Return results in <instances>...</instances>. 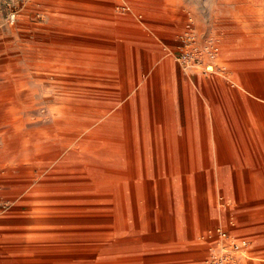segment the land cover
I'll return each mask as SVG.
<instances>
[{"label": "rangeland", "instance_id": "obj_1", "mask_svg": "<svg viewBox=\"0 0 264 264\" xmlns=\"http://www.w3.org/2000/svg\"><path fill=\"white\" fill-rule=\"evenodd\" d=\"M263 82L264 0H0V264H264Z\"/></svg>", "mask_w": 264, "mask_h": 264}, {"label": "built area", "instance_id": "obj_2", "mask_svg": "<svg viewBox=\"0 0 264 264\" xmlns=\"http://www.w3.org/2000/svg\"><path fill=\"white\" fill-rule=\"evenodd\" d=\"M27 0H15L16 5L25 3ZM30 1V0H28ZM16 13L12 14L14 16ZM13 21V18H12ZM189 42L193 45L194 38H190ZM209 58L214 59L218 55V50L215 47H210L205 51ZM200 53L197 47H193L185 56V61L198 60ZM210 239L214 247L211 249L210 259L208 264H246L245 260L248 257L250 242L245 239H231V236L226 230L221 228L211 232Z\"/></svg>", "mask_w": 264, "mask_h": 264}, {"label": "bare ground", "instance_id": "obj_3", "mask_svg": "<svg viewBox=\"0 0 264 264\" xmlns=\"http://www.w3.org/2000/svg\"><path fill=\"white\" fill-rule=\"evenodd\" d=\"M172 10V9H171ZM111 12V11H110ZM263 55V54H262ZM221 59V58H220ZM219 59V60H220ZM218 60V61H219ZM207 68V67H206ZM150 70V69H149ZM208 70L209 71H215V68L214 66H209L208 67ZM137 72V71H136ZM258 74V73H257ZM263 74V73H262ZM263 76V75H261ZM259 77V76H258ZM257 79V77H255ZM255 79V80H256ZM252 80V79H250ZM254 81V80H253ZM258 81V80H257ZM256 81V82H257ZM261 81V80H259ZM246 83V82H245ZM256 86V84H253ZM255 88V87H254ZM260 89L256 88V91L255 90H249L248 93H250L253 97H254V104L257 108H261V109H264V97L260 96L258 91L263 89L264 90V82L263 84H260L259 86ZM12 89V88H11ZM260 92V91H259ZM137 97V96H136ZM171 97V96H170ZM166 102V101H165ZM138 103V102H137ZM17 105V90L13 88V90H10L9 91V86L4 88V90L2 91L0 89V109H7L9 107H12V106H16ZM169 105V104H167ZM159 109V108H158ZM259 114V113H258ZM247 119V118H246ZM261 119V118H260ZM54 120V119H53ZM58 121V120H57ZM56 122V121H55ZM63 122V121H62ZM60 123V122H59ZM62 124V123H61ZM44 126V125H43ZM93 126V125H92ZM97 126V125H96ZM104 128V127H103ZM129 126L127 125L126 126V129H125V133H124V137H123V140H124V143L126 144V146L128 147L129 145H131V138L129 136ZM246 131H247V136L250 137L251 140H253V142L256 143L257 140L261 139L263 137V134H264V124L261 123V121L259 120V118H256V122H252V123H246ZM207 136V134H206ZM141 137V136H140ZM147 138V137H146ZM51 139V138H50ZM208 139V138H207ZM49 141V140H48ZM47 142V141H46ZM78 143V142H77ZM82 144V143H81ZM84 144V143H83ZM78 145V144H77ZM80 145V144H79ZM147 145V144H146ZM76 147V146H75ZM79 149V148H78ZM65 151V150H64ZM63 151V152H64ZM95 153V152H94ZM90 154V153H89ZM97 154V153H96ZM85 155V154H84ZM108 155V154H107ZM97 156V155H96ZM67 157V156H66ZM108 157V156H107ZM116 157V156H115ZM126 161H127V165L129 166L130 169L134 168V159H133V155H131L130 152H127L126 153ZM111 158V157H110ZM97 159V158H96ZM112 159V158H111ZM113 160V159H112ZM111 160V161H112ZM97 161V160H96ZM38 162V161H37ZM64 162V161H62ZM74 162V161H72ZM78 162V161H77ZM108 162V161H107ZM43 163V162H42ZM48 163V162H46ZM103 163V162H102ZM108 164V163H107ZM110 164V162H109ZM113 164V163H112ZM79 193V192H78ZM81 193V192H80ZM94 194V193H93ZM41 223V222H40ZM48 225L47 222H42V224L40 225ZM82 224V223H81ZM81 228L80 232L79 233H82L86 230L85 228V225L82 224V227H79ZM37 229V228H35ZM51 229V228H50ZM68 229V228H66ZM71 229V228H70ZM74 229V228H73ZM31 237V236H30ZM118 237V236H117ZM126 237V236H125Z\"/></svg>", "mask_w": 264, "mask_h": 264}, {"label": "crops", "instance_id": "obj_4", "mask_svg": "<svg viewBox=\"0 0 264 264\" xmlns=\"http://www.w3.org/2000/svg\"><path fill=\"white\" fill-rule=\"evenodd\" d=\"M132 148V147H131ZM179 172H180V170H177V169H175L174 168V170L172 169L171 170V174L172 175H176V176H178V174H179ZM139 174H141V173H139V171H136L134 168H132V169H130V168H128V172H127V179L128 180H132V181H136V179H138L139 178ZM245 173L243 172V171H241V187H240V189H241V191H243V193H245V185L247 184L248 185V183L246 182V180H245ZM249 187V186H248ZM249 190H250V188H249ZM245 195V197H247L246 196V194H244ZM212 232V231H211ZM241 239H245V240H248L246 237L244 238V237H242ZM249 241V240H248ZM252 242H250V249H249V251H248V255L251 257V258H249L250 260L251 259H253L252 258V254H253V252H254V247H253V245L251 244ZM250 260L249 261H247L246 262V264H249V262H250Z\"/></svg>", "mask_w": 264, "mask_h": 264}]
</instances>
